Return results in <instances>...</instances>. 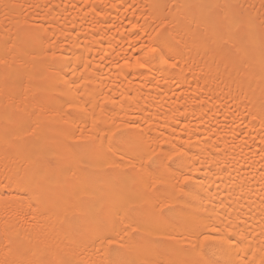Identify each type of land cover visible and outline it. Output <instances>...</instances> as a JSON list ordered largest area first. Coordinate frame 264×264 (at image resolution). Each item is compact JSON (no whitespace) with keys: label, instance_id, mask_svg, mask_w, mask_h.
<instances>
[{"label":"bare ground","instance_id":"bare-ground-1","mask_svg":"<svg viewBox=\"0 0 264 264\" xmlns=\"http://www.w3.org/2000/svg\"><path fill=\"white\" fill-rule=\"evenodd\" d=\"M157 2L3 0L24 7H0V59L7 60V66L0 64V261L50 258L48 254L56 252L73 264H90L100 257L90 248H74L72 229L115 216L118 210L121 215L127 209L144 216L152 211L151 204L130 206L145 190L131 169L97 166L90 133L85 130L81 136L87 126L79 113L68 116L67 123L58 115L61 106L80 92V99L104 94L116 100L108 105L116 119L123 117L135 125L148 121L152 137L163 132L174 144L190 140L184 147L189 164L199 171L191 185L194 198L179 207L210 217L205 223L223 226L230 219L247 237L235 249L207 256L189 247L185 237L192 238L183 230L173 233L166 251L151 255L138 250V240L125 237L121 253L128 264L152 259L194 264L209 257L215 264H241L243 259L261 264L264 0H169L173 7L166 14L176 22L173 34L182 40L179 65L168 69L157 63L148 73L135 67L130 45L136 43L137 29L132 23L146 24L138 17L151 12ZM205 3L221 6L215 9L219 18L234 13L244 21V54L200 46L202 36L188 13L198 14ZM37 24L45 25L47 32ZM6 39L11 41L7 49ZM53 39L63 41L54 49L57 55L64 50L55 71L49 69L54 62L48 54ZM64 81L77 83L69 87ZM38 120L43 121L38 135L27 134ZM95 144L98 149L100 141Z\"/></svg>","mask_w":264,"mask_h":264},{"label":"snow or ice","instance_id":"snow-or-ice-1","mask_svg":"<svg viewBox=\"0 0 264 264\" xmlns=\"http://www.w3.org/2000/svg\"><path fill=\"white\" fill-rule=\"evenodd\" d=\"M0 7L14 9L23 8L24 5L3 3V0H0ZM34 7L41 6L34 5ZM43 7L50 12L53 6L44 4ZM172 7L169 0H158L152 5L151 12H143L138 17L144 19L146 24L137 25L130 22L132 27L137 29L136 43L130 45L136 54L135 67L144 69L148 73L152 72L153 66L157 63L168 69L178 67L179 61L176 57L182 40L178 35L173 34L176 22L170 20L166 14ZM182 7L191 9L192 5ZM219 7L221 6L218 4L205 3L199 6L198 14L188 13L191 23L196 25L202 36L200 46L213 52L233 50L238 55L244 54L246 48L241 36L244 21L234 13L226 14L222 18L217 17L215 9ZM133 15L136 16V13L133 12ZM148 21L150 24L147 23ZM25 23L28 21L25 20ZM35 27L47 32L43 24H37ZM4 43L6 49L11 45V41L7 39ZM49 44L51 48L48 54L54 62L49 65V69L55 71V61L64 58V50L60 48V54L57 55L54 49L63 44V41L53 39L49 41ZM125 63L127 64L128 61L126 60ZM0 64L7 66V60L0 59ZM84 79L82 74L81 80ZM64 83L69 87H75L77 82L72 81L71 85L68 81ZM81 96L82 93L77 92L75 99L67 100L65 105L61 106L58 115L67 123L68 116L73 112L79 113V118L87 126L86 129L80 130L81 136L85 130L90 133L88 140L97 158V166L131 169L139 176V182L145 190L139 195L135 204L130 206L152 205V211L148 216L136 215L127 209H124L121 215L118 210L115 216L110 214L87 227L72 229L69 238L74 248H90L94 255L100 257L99 260L91 261L90 264H128L121 253V249L125 248V237L138 240V250L151 255L166 251L170 247L166 242L175 238L173 233L183 230L192 238L189 240L185 237L189 247L197 253H203L204 256H207L209 252L230 251L239 247L241 241L247 239L242 232L234 229L230 219L227 223L222 222L223 226L205 223L211 218L186 212L184 208L179 207L181 204L187 206L194 198L191 185L195 182V173L199 171L194 164H189L188 151L184 147L190 144V140L174 144L164 136L163 132H159L158 128L156 131L159 134L152 137V123L145 121L144 125H135L132 120H126L123 117L116 119L112 114L114 108L108 107L109 104L115 105L116 100L109 99L104 94H101L102 99L91 94L89 99H80ZM65 107L67 111L64 110ZM7 108L8 106L5 105V115L11 120L13 117L8 115ZM41 115L43 117L44 114ZM42 122L38 120L34 127L27 129V134L38 135L37 130ZM130 127L139 130L129 131ZM100 133L103 135L101 136ZM150 139L152 144H155L154 147L149 143ZM96 141H100L98 149H96ZM200 167H203L202 162ZM185 168L187 171H184ZM226 245L227 248H225ZM48 256L50 258L31 261L18 258L13 261H0V264H73L56 252H50ZM144 264H165V262L152 259L145 261ZM194 264H215V262L209 257L196 260ZM241 264H250V262L243 259ZM261 264H264V259L261 260Z\"/></svg>","mask_w":264,"mask_h":264}]
</instances>
